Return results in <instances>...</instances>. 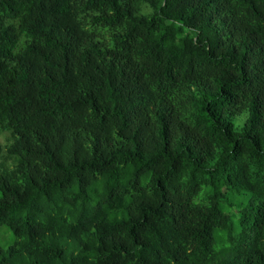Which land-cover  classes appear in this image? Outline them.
<instances>
[{"label":"trees","instance_id":"obj_1","mask_svg":"<svg viewBox=\"0 0 264 264\" xmlns=\"http://www.w3.org/2000/svg\"><path fill=\"white\" fill-rule=\"evenodd\" d=\"M0 264H264V0H0Z\"/></svg>","mask_w":264,"mask_h":264},{"label":"rangeland","instance_id":"obj_2","mask_svg":"<svg viewBox=\"0 0 264 264\" xmlns=\"http://www.w3.org/2000/svg\"><path fill=\"white\" fill-rule=\"evenodd\" d=\"M5 140L6 139H5L4 135L0 134V143L1 144H5ZM1 229H3V231H4V233L6 234L7 237L4 238L3 236H1L0 237V244L5 246L8 243H10V240H11L13 235H12V232L8 231L7 228H5V227H3Z\"/></svg>","mask_w":264,"mask_h":264}]
</instances>
